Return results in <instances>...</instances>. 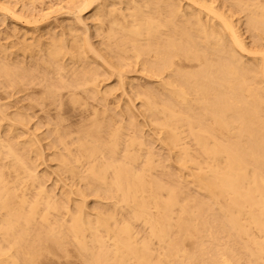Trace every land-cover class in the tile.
<instances>
[{"label": "bare ground", "instance_id": "obj_1", "mask_svg": "<svg viewBox=\"0 0 264 264\" xmlns=\"http://www.w3.org/2000/svg\"><path fill=\"white\" fill-rule=\"evenodd\" d=\"M10 1L0 264H264V0Z\"/></svg>", "mask_w": 264, "mask_h": 264}, {"label": "rangeland", "instance_id": "obj_2", "mask_svg": "<svg viewBox=\"0 0 264 264\" xmlns=\"http://www.w3.org/2000/svg\"><path fill=\"white\" fill-rule=\"evenodd\" d=\"M8 1H10V0H8ZM24 1V0H23ZM37 1H41V3L39 2V3H37ZM43 0H36V3H35V6H32V8L34 7V9H32L31 11L33 12L34 10H35V12H33L32 14H35L36 15V13L39 15H37L38 17H40L42 14H44V13H46L45 11H46V9L45 8H48L47 6L49 5L51 8H54L53 9V11H52V9H51V11H52V14H53V12H54V14H55V12L57 13L56 15H54L55 17H58L59 16V13H60V11H61V9L60 8H63L62 9V13L64 12V11H66L65 9H67V6H64V5H66L65 3H67V5L69 4V0H48V2H47V0H44V2H42ZM59 1V2H58ZM61 1V2H60ZM65 1V2H64ZM67 1V2H66ZM11 2V3H10ZM9 3L11 4H9L10 6H11V8L13 9V7L12 6H14L15 5V3L12 5V2H15L14 0H11ZM25 2V1H24ZM56 2H58V3H56ZM64 4H63V3ZM49 3H52V4H49ZM61 3V4H60ZM44 4L45 5H47L46 7L44 6ZM1 5V4H0ZM52 5V6H51ZM61 5V6H60ZM39 6H40V8H39ZM59 6V7H58ZM62 6H64V7H62ZM68 6H71L70 4L68 5ZM15 7V6H14ZM19 7H20V5H18V6H16V8L14 9V10H18L19 9ZM30 8H31V6H29ZM36 7V8H35ZM38 7V8H37ZM45 7V8H44ZM43 8H44V10H43ZM37 9V10H36ZM56 9V10H55ZM64 10V11H63ZM37 11V12H36ZM59 13H58V12ZM44 12V13H43ZM62 13H60L61 15H62ZM34 15V16H35ZM52 15V18H53V20L55 19V17ZM63 16V15H62ZM62 16H59L60 18L62 17ZM0 18H1V16H0ZM2 20V18L0 19V30H4L5 29V27H4V25H1V24H3V22L1 21ZM52 20V19H51ZM2 22V23H1ZM8 24V23H7ZM4 27V28H3ZM3 28V29H2Z\"/></svg>", "mask_w": 264, "mask_h": 264}]
</instances>
